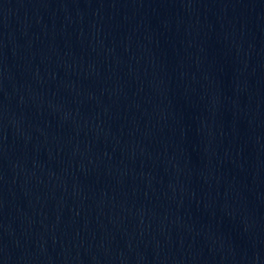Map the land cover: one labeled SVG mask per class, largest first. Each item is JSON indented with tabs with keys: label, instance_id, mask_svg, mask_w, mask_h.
I'll use <instances>...</instances> for the list:
<instances>
[{
	"label": "water",
	"instance_id": "water-1",
	"mask_svg": "<svg viewBox=\"0 0 264 264\" xmlns=\"http://www.w3.org/2000/svg\"><path fill=\"white\" fill-rule=\"evenodd\" d=\"M0 264H264V0H0Z\"/></svg>",
	"mask_w": 264,
	"mask_h": 264
}]
</instances>
